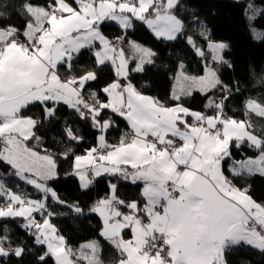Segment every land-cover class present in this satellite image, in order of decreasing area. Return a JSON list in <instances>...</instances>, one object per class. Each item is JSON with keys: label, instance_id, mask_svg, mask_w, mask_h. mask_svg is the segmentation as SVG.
Returning a JSON list of instances; mask_svg holds the SVG:
<instances>
[{"label": "snow or ice", "instance_id": "obj_1", "mask_svg": "<svg viewBox=\"0 0 264 264\" xmlns=\"http://www.w3.org/2000/svg\"><path fill=\"white\" fill-rule=\"evenodd\" d=\"M180 5L181 0H46L45 5L24 0L19 6L23 28L0 23V163L40 194L32 198L14 192L0 180V219L22 218L21 227L38 246L36 264H230L227 256L243 248L264 254V202L253 197L250 184L235 182L264 177V126L251 121L253 114L264 118V103L245 100L244 119L225 111L233 85L219 73L221 67H232L223 55L228 45L210 40L200 23L198 34L207 41L211 62L205 60L202 75L188 74L180 63L169 105L143 94L129 79L131 72L153 64L156 54L124 36L113 41L101 30L106 21H114L126 33L140 21L156 38L175 41L185 31L176 11ZM8 9L0 0V19L8 18ZM248 9L251 31L264 37L253 23L264 8L250 4ZM187 43L205 59L192 36ZM85 54L92 67L80 63ZM109 66L115 79L91 89L90 83ZM260 83L264 86V77ZM234 84L239 92L238 82ZM194 92L206 98L205 111L184 105L183 99ZM34 107L39 111L27 115ZM62 108L99 133L85 154H76L71 146L59 153L72 160L65 175L78 177L85 191L98 178H110L108 192L87 213L78 201L62 200L49 186L59 178L58 164L40 130L63 119L61 131L69 141L84 139L62 116ZM115 117L126 122L128 131L113 144L106 134L119 127ZM244 147L255 150V158L233 156V148ZM120 181L139 185V198H121ZM52 203L66 211L55 212ZM70 213L99 218L97 234L113 249L111 261L104 260L99 240L76 248L67 243L51 218ZM31 252V247L14 243L6 224L0 225V264Z\"/></svg>", "mask_w": 264, "mask_h": 264}, {"label": "trees", "instance_id": "obj_2", "mask_svg": "<svg viewBox=\"0 0 264 264\" xmlns=\"http://www.w3.org/2000/svg\"><path fill=\"white\" fill-rule=\"evenodd\" d=\"M9 5L8 18L0 19L2 24H11L19 28L24 26V18L19 14V6L24 0H3ZM73 3V0H68ZM31 3L45 5L46 0H31ZM256 8H264V0H181V5L177 8V14L185 22L184 34L175 41H167L162 38H156L154 33L142 22L135 21L132 29L125 31L117 24L105 22L101 25L102 32L110 39L118 36H124L126 41H135L136 43L151 49L156 55L153 57V64H146L143 72H131L129 79L133 85L143 94L157 97L162 102L171 105L170 93L174 83L173 77L179 70L180 63L185 66V71L190 75H202L205 60L211 62V54L207 50V41L198 33L200 23L203 22L209 30V39L215 42H224L228 48L223 55L232 67L220 68V76L225 83L233 85V95L227 103L225 109L229 115L237 119H244V102L248 98L258 99L264 103V86L260 80L264 77V37L257 39L258 34H254L250 28V22L246 16V10L251 14L248 5ZM73 6H75L73 4ZM193 16L197 19H193ZM258 33H264V14H258V18L253 22ZM187 36H192L197 45L204 49L206 57L201 59L195 55L194 49L187 43ZM127 45L125 43L124 47ZM80 63L86 67H92V60L87 54L80 57ZM135 66L131 63L130 68ZM115 79L111 67L104 68L98 73L97 81L90 83V88L99 90L101 87ZM234 82H238L239 92L235 91ZM103 98L104 94L101 92ZM186 107L195 111H205L204 104L206 98L198 92H194L191 97L183 99ZM39 109L34 107L26 111L27 115H35ZM107 112V110H105ZM63 117L67 118L68 124L75 130L79 129V135L84 139L76 144L69 141L61 129L64 126L63 119L54 125H45L38 134L44 138V146L49 152L56 154L59 178L49 181V186L55 190L62 200L79 202V205L85 209L88 208L100 197L108 192V179L104 176L97 179V182L89 190H81L79 180L74 176H66L65 173L72 170L71 157L68 160L62 158L59 153L66 147H73L76 154H85L86 148L96 145L99 133L93 129L90 123L77 119L72 115L71 110L61 109ZM118 128L110 129L106 134L109 143H117L122 132L128 131L126 122L115 117ZM251 121L258 127L264 126V118L251 115ZM257 134H260L259 132ZM233 156L236 159H244L257 155L256 151L247 147L237 150L232 149ZM10 167L0 163V176L14 192H27L32 198H39V193L30 186L20 181L18 177L12 175ZM238 185H251V194L258 201L264 202V177L259 175L237 179ZM139 185H131L120 181L118 193L121 198L138 199ZM4 198H0V203ZM51 208L57 212H65L61 205L52 203ZM22 218L16 220L0 219V225L6 224L10 230V235L14 243H23L26 247H31L33 252L26 254L21 259L10 257L4 264H36L34 253L38 251V246L33 245L32 237L28 235L21 227ZM51 223L56 226L60 234L64 235L67 243L73 248L91 240H99L103 246V258L106 262L111 261L115 253L110 245L98 236L100 226L99 218L94 215H85L76 218L74 214L56 215L51 218ZM230 264H239L241 260L251 261V264H264V254L257 250L243 248L227 256ZM49 264H53L50 260Z\"/></svg>", "mask_w": 264, "mask_h": 264}, {"label": "crops", "instance_id": "obj_3", "mask_svg": "<svg viewBox=\"0 0 264 264\" xmlns=\"http://www.w3.org/2000/svg\"><path fill=\"white\" fill-rule=\"evenodd\" d=\"M107 22H110V23H114L116 24L114 21H107ZM144 47V46H143ZM147 48V47H146ZM149 49V48H148ZM151 50V49H150ZM125 51H126V54L128 53L129 49H128V45L125 46ZM131 66V64L129 65V67ZM37 219H39V215L36 216Z\"/></svg>", "mask_w": 264, "mask_h": 264}, {"label": "rangeland", "instance_id": "obj_4", "mask_svg": "<svg viewBox=\"0 0 264 264\" xmlns=\"http://www.w3.org/2000/svg\"><path fill=\"white\" fill-rule=\"evenodd\" d=\"M256 8V7H255ZM261 36L260 35H257V39L258 40H261ZM78 178V177H77ZM101 178H103V177H100V178H98V179H101ZM0 180H2L3 181V179H2V177L0 176ZM4 182V181H3ZM35 216H37V215H39V214H34ZM40 218V217H39Z\"/></svg>", "mask_w": 264, "mask_h": 264}, {"label": "built area", "instance_id": "obj_5", "mask_svg": "<svg viewBox=\"0 0 264 264\" xmlns=\"http://www.w3.org/2000/svg\"><path fill=\"white\" fill-rule=\"evenodd\" d=\"M113 41H115V39H113Z\"/></svg>", "mask_w": 264, "mask_h": 264}]
</instances>
